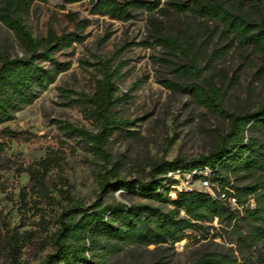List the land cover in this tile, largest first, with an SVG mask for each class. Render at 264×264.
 Listing matches in <instances>:
<instances>
[{
  "label": "rangeland",
  "instance_id": "rangeland-1",
  "mask_svg": "<svg viewBox=\"0 0 264 264\" xmlns=\"http://www.w3.org/2000/svg\"><path fill=\"white\" fill-rule=\"evenodd\" d=\"M250 2L255 4L251 6ZM88 0H32L23 14L24 22L35 37L48 30L56 34L76 30L85 36L69 48L55 53L57 60L70 61L56 80L35 101L18 111L15 118L0 125V238L4 226L20 222L19 191L27 186L29 175L22 169L42 158L47 150H58L63 158L62 170H52L47 182L56 184L54 201L48 207L58 210L69 197L84 206L99 199L111 202H148L129 190L101 192L96 180V159L79 137H67L60 128L65 122L85 129H94L84 118L79 105L70 103L79 92L91 94L99 77L95 62L110 60L118 75L116 95L122 96L113 110L132 121V134L114 138L107 146L112 162L120 163L121 178L147 179L149 162L171 160L175 156L196 157L207 153L225 131L227 121L215 110L207 108L192 94L191 86H215L223 93L222 106L234 112L253 109L264 103V69L261 56L250 43L228 33L217 19L200 17L190 12L165 9L148 12L132 9L129 20L111 19L90 12ZM229 8L249 10L258 22L264 17V0H229ZM84 20L85 27L76 26ZM157 35L180 37L183 52H174ZM25 49L15 34L0 21V58L22 56ZM192 64L196 73L184 67ZM48 66L49 62H43ZM3 129L11 133H4ZM67 180L64 184L63 179ZM52 188V186H50ZM192 189L200 190L195 182ZM25 227L33 219L25 215ZM212 238L194 243L171 245L126 246L111 257L109 264H191L206 251L227 253L239 258L235 237L214 221ZM260 259L249 264H264V241H260ZM51 247L26 248L21 264H41ZM0 242V264H5Z\"/></svg>",
  "mask_w": 264,
  "mask_h": 264
},
{
  "label": "trees",
  "instance_id": "trees-1",
  "mask_svg": "<svg viewBox=\"0 0 264 264\" xmlns=\"http://www.w3.org/2000/svg\"><path fill=\"white\" fill-rule=\"evenodd\" d=\"M32 0H0V21L17 37L25 49L22 56L3 55L0 58V125L15 118L18 111L32 104L57 78L70 67V61L57 60L55 53L82 42L85 36L71 30L56 34L48 30L45 36L35 37L24 22L23 14ZM81 1V0H71ZM90 12L111 19L129 20L132 9L148 12L165 9V5L178 12H190L200 17L219 20L228 33H233L244 43H250L261 56L264 69V17L251 20L249 10L231 9L229 0H88ZM251 6L255 7L253 2ZM84 28V20L76 22ZM159 40L174 52H183L180 37L157 35ZM49 62L44 66L43 62ZM94 91L79 92L70 103L80 106L84 118L93 124L88 130L65 122L60 126L67 137H79L87 149L103 164L96 166V180L100 191L129 190L148 202H111L102 204L97 198L88 205L69 197L58 210L48 211L53 203L56 184L47 177L52 170L60 172L63 158L58 150H47L39 160L23 171L29 175L27 186L19 191L18 211L20 222L4 226L0 238L5 264H21L26 248L37 245L51 247L41 264H109L111 257L126 246L171 245L183 238L195 242L206 239L214 220L221 229H229L235 237V250L239 258L227 253L206 251L191 264H249L261 255L260 241H264V103L253 109L234 112L222 106L224 93L215 86L206 88L193 84L194 97L211 110L217 111L227 121L225 131L218 134L217 143L204 154L192 158L175 156L149 162L147 179L121 178L119 162H112L107 146L116 137L132 134V121L119 116L113 106L122 96L115 79L116 68L110 60H97ZM196 73L192 64L184 67ZM4 133L10 131L3 129ZM4 143L0 142V151ZM207 166L209 180L217 184L223 198L208 191L187 189L170 196V187L163 184V174L173 169H191ZM64 184L67 180L61 177ZM52 186V188H50ZM232 195L242 210L232 209L227 197ZM33 219L25 227L28 214ZM191 231L192 233H187ZM153 264H159L157 262Z\"/></svg>",
  "mask_w": 264,
  "mask_h": 264
},
{
  "label": "built area",
  "instance_id": "built-area-1",
  "mask_svg": "<svg viewBox=\"0 0 264 264\" xmlns=\"http://www.w3.org/2000/svg\"><path fill=\"white\" fill-rule=\"evenodd\" d=\"M211 174V170L207 167H198L191 169H173L168 170L163 174V184L170 187V196L175 197L177 191L192 189L191 185L198 182L200 189L208 191L212 196L223 198L224 194L219 193V188L217 184L210 182L208 179ZM228 203L232 209L242 210V206L237 204L236 198L232 195L227 197ZM216 221V220H214ZM187 233H192L187 231ZM193 238H183L177 241L175 244L183 245L185 243H194Z\"/></svg>",
  "mask_w": 264,
  "mask_h": 264
}]
</instances>
